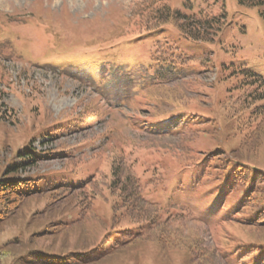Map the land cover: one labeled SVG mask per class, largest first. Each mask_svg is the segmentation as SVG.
<instances>
[{
    "label": "rangeland",
    "instance_id": "obj_1",
    "mask_svg": "<svg viewBox=\"0 0 264 264\" xmlns=\"http://www.w3.org/2000/svg\"><path fill=\"white\" fill-rule=\"evenodd\" d=\"M140 1L143 0H0V90L5 91L0 100V177L9 164L22 159L18 154L20 150L34 147L43 153L53 151L55 155L48 158L44 155L35 164L22 168L19 174H41L39 182L42 184L53 177L59 183L70 168L80 173L71 175L75 176L76 183L85 180L105 168V157L98 155L103 153L109 158V147L121 143L143 149L147 162H166L175 167L184 161L175 163L177 159L173 160L170 154L189 153L191 138L178 136V133L152 134L137 122L154 110L178 111L191 101L198 103V99L200 104L208 107L212 100L220 99L227 93V88L237 82L239 74L233 71L239 66H247L264 75V17L261 14L264 4L253 5L251 0H168L173 6L187 11L208 4L214 13L225 10L227 25L210 41L187 39L171 22L150 32L121 36ZM185 2H190L193 7ZM160 42L171 43L190 60L172 62L184 73L155 87L158 103L147 111L146 105L140 109L139 103L128 97L127 92L116 97L110 90H103L101 82H96L99 64L112 63L130 72V76L142 73V80L156 68L169 66L168 60L152 59ZM113 43L116 44L110 46ZM81 48H84L82 56ZM160 57L168 55L163 53ZM80 65L85 74L93 75L95 81L74 73ZM223 74L228 77L219 79ZM143 93L142 101L147 98L145 90ZM86 103L99 109L95 116H80L73 120L71 115L80 113ZM213 109L214 115L216 107ZM218 120L223 123L222 118ZM69 123H72L71 129ZM232 132L231 124H225V140L219 134L204 133L201 137L193 136L192 141L204 149L216 148L223 141L227 149L232 150V155L264 162V136H255L252 145L243 146V151L238 154L242 139L239 134L230 137ZM162 149L166 154L163 155ZM218 152L212 150L208 161ZM209 168L203 182L192 184L190 174L183 170L167 181L165 178L146 193L165 209L175 214L182 211L187 219L152 229L132 252L115 251L89 264H222L216 242L227 246L232 242L231 238L237 241L264 239V229L245 227L240 223L225 225L219 236L215 235L213 224L216 221L208 216L206 208L213 202L215 205L223 202L215 200L212 191H208L216 182V161ZM73 198L76 197H70ZM35 199L25 203L26 213L44 207L43 217L31 222L21 220L19 227L7 226L0 231V247H4L6 253L8 250L4 264H44L43 260L47 259L37 255L32 257L30 252L33 251L41 252L38 255H49L48 260L54 264L56 255L85 251L94 246L98 240L94 237L112 223V199L98 197L94 207L96 215L84 217L85 212L79 213L74 218V223H79L74 230L52 238L46 235L29 238L34 228L44 227L54 217L66 214L70 217L67 211L70 204L58 201L55 209L49 206L51 211L48 213L47 203L51 199L44 194ZM145 212L142 206V221L146 218ZM17 235L20 238H14ZM161 239L166 247L159 244ZM229 249L230 254L224 248L222 251L231 259L233 249L230 245Z\"/></svg>",
    "mask_w": 264,
    "mask_h": 264
},
{
    "label": "trees",
    "instance_id": "obj_2",
    "mask_svg": "<svg viewBox=\"0 0 264 264\" xmlns=\"http://www.w3.org/2000/svg\"><path fill=\"white\" fill-rule=\"evenodd\" d=\"M185 4L190 8L193 7L190 2H185ZM250 4L262 5L264 0H251ZM209 8L208 4L198 10L187 11L181 7L173 6L168 0H143L134 8L131 13V21L126 24L128 26L124 28L121 36L142 33V31L150 32L164 23L171 22L187 39L210 41L227 25V12L223 10L220 13H214ZM261 14L264 17V10L261 11ZM115 44H110V46ZM83 51L84 48H81L82 55ZM163 53H166L168 57H160ZM152 59L168 60L170 64L156 68L152 73L145 75L142 80V73L130 76L129 72L115 68L112 63H105L102 64L100 71V85L103 90H110L116 97L127 92L128 97L139 103L140 109H142V105H146L145 111H147L151 105L158 103L155 87L160 86V83L180 77L181 72L184 73V71L177 70L172 62L176 63L175 61L180 59V63H186L190 57L183 56L171 43L160 42L158 49L152 54ZM233 72L239 74L237 82L228 87L227 93L220 99L212 100V104L208 107L200 104L198 99V103L191 101L190 105H182L183 108L178 111L164 110L160 112L154 110L155 113L154 111L147 112L149 115L137 122L142 129L152 134L164 136L165 134L178 133V136L181 135L186 139L191 138L188 142L189 153L182 152L180 155V151L170 154L173 160L177 159L175 163L181 159L184 161L175 167L166 164V162H147L144 160L146 155L143 149H139L135 145L128 146L126 143H121L120 146L109 147L111 152L109 158H106L107 156L103 153L98 155L105 157V168L100 172L90 174L85 180L76 183L75 176L71 175L80 173L70 168L68 174L62 177L59 183L55 182L56 177H53L46 179V182L42 184L39 182L42 178L41 174L21 175L19 171L28 165L35 164L44 155L46 158L52 156L54 152L43 153L35 147L34 149L20 150L18 154L22 156V159L9 164L0 177V231L7 226H18V221L21 223V220L29 219L28 221L31 222L42 215L44 216V207L30 212L28 215L25 209L26 202L35 198L37 200V196L44 194L48 199H51L47 203L48 213L51 211L49 206L53 207L52 210L55 209L58 201L62 200L61 203L71 205L67 210L70 217L67 214L64 217H54L44 227L34 228L29 235V238H44L43 235L52 238L59 233L74 230L75 226L79 224L74 223V218L79 213L85 212L84 215L82 214L84 217L96 215L94 211L96 199L109 196L113 202L112 223L107 225L104 230H100L94 237L98 238L96 244L85 251L56 255L52 262L54 264H89L102 260L115 251L129 250L132 252L136 244H139V241L152 229L163 225H173L180 219H187L182 211L180 214H175L169 209H165L161 203H155L146 193L165 178L167 181L170 176L176 173L181 174L183 170H187L186 173L190 174V182L196 184L198 181L204 180L203 177L208 174V168H211L215 161L218 174L214 186L211 185V190L208 189V191H212L211 196L215 197V200L223 203L215 205L216 203L213 202L206 208L208 216L215 218L216 222L213 224L215 235L219 236L220 229L225 225L230 226L232 223L264 229V162L256 158L246 159L239 155H232V150H228L223 141L216 148L213 146L210 149L198 147L192 141L193 136L201 137L204 133L206 135L219 134L225 140L227 135L225 124H231L233 132L230 133V137L239 134L242 139L238 145L239 154L243 151V146L245 148L252 145L255 136H264V75L247 66H239ZM80 75L84 77L85 74ZM86 75L92 79V75ZM226 77L228 76L223 74L219 79H226ZM148 80L153 81L147 82ZM144 90L147 98L142 101ZM4 92V90H0V100ZM94 106V104L86 103L80 113L71 115V118L75 120L80 119V116H84V118L95 116L94 114L99 109ZM214 107H216V112L213 115ZM219 118H222L223 123L218 120ZM71 124L69 123L70 129L72 128ZM34 141L35 139L31 141V144ZM251 149L253 148L251 147ZM212 150L219 152L217 156L214 155L208 161ZM161 151L163 155L166 154L164 149ZM193 172L197 173L192 176ZM72 196L76 198L70 199ZM141 205L148 212H145L146 218L143 221ZM24 216L26 217L24 218ZM14 238L20 237L17 235ZM231 241L227 246L219 245L217 242L215 244L222 264H264V239L242 238L237 241V239L231 238ZM159 244L166 247L162 239ZM229 245L233 249L231 259L228 256L227 258L222 251L224 248L230 254ZM235 251H237L236 254H234ZM30 253L32 257L37 255L36 257L46 258L47 260H43L44 264H52L48 260L49 255H38L41 253L39 251ZM6 256H8V250L6 253L5 248L0 247V264H4Z\"/></svg>",
    "mask_w": 264,
    "mask_h": 264
}]
</instances>
